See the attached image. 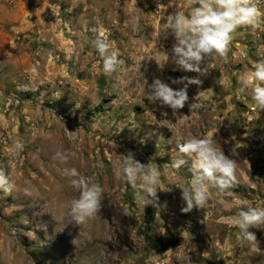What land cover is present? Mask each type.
I'll list each match as a JSON object with an SVG mask.
<instances>
[{
  "label": "rangeland",
  "instance_id": "obj_1",
  "mask_svg": "<svg viewBox=\"0 0 264 264\" xmlns=\"http://www.w3.org/2000/svg\"><path fill=\"white\" fill-rule=\"evenodd\" d=\"M255 2L264 12V0ZM159 3L0 0V170L15 186L0 190V264H264V225L249 229L257 254L239 245L226 219L240 207L264 208V110L249 92L237 93L240 77L264 61V20L238 31L227 57L212 61L201 85H189V101L174 115L146 97L155 79L179 89L173 79L197 75L171 58L157 64L174 43L163 38L168 15L189 9L186 0ZM101 31L123 61L111 75L95 47ZM195 98L200 107L190 112ZM192 136L214 138L226 155L237 146L238 184L231 196L210 190L206 210L184 213L179 187L190 185L191 161L177 144ZM16 140L24 145L18 153ZM128 152L159 165L157 207L139 206L118 174ZM178 159L188 162L177 170ZM73 167L104 189L99 214L85 225L70 215L80 195L65 174ZM147 235L180 242L156 253Z\"/></svg>",
  "mask_w": 264,
  "mask_h": 264
},
{
  "label": "clouds",
  "instance_id": "obj_2",
  "mask_svg": "<svg viewBox=\"0 0 264 264\" xmlns=\"http://www.w3.org/2000/svg\"><path fill=\"white\" fill-rule=\"evenodd\" d=\"M188 14L174 12L168 15L166 31L163 38L173 37L170 52L162 51L163 60L157 62L163 66L171 61L183 72L196 73L195 77L183 76L173 79V84H183L179 89H173L169 84L155 79L147 93V100L162 107L170 108L175 115L183 109L189 101V85H201L200 77L209 73L212 61L227 57L230 46L241 28H256L264 20V12L257 6L255 0H186ZM161 3L157 0V8ZM107 36L101 31L95 41V47L103 61V72L111 75L116 72L123 61L120 53L112 50L107 42ZM147 82V81H146ZM222 83V82H221ZM238 94L249 92L258 110H264V61L253 64L252 70L240 77ZM212 90V89H208ZM196 100V98H195ZM190 112L197 110V102L188 105ZM167 115V113H162ZM23 143L14 141L16 153L23 150ZM181 154L191 161L190 185L179 187L181 198L186 206L182 212L188 213L196 209H207L210 202V190L215 189L217 195L231 196L232 189L238 184L237 146L233 147L231 155H226L221 147L216 146L214 138H199L192 136L178 143ZM67 160V156H61ZM188 161L178 159L171 162V167L180 169ZM65 174L71 177V185L79 191V198L71 202L70 215L77 225H85L93 220L102 208L104 195L103 187L92 177H85L75 168L65 169ZM134 190V198L139 206H158V190L161 178L159 165L155 162L141 163L135 154L128 152L122 155L119 162V173ZM14 184L9 177L0 170V190L11 194ZM125 215L129 213L127 210ZM227 222L237 228V241L240 246L245 243L257 254L262 253L257 244L256 235L250 228H260L264 225V208L247 206L240 207L235 215L226 218Z\"/></svg>",
  "mask_w": 264,
  "mask_h": 264
},
{
  "label": "trees",
  "instance_id": "obj_3",
  "mask_svg": "<svg viewBox=\"0 0 264 264\" xmlns=\"http://www.w3.org/2000/svg\"><path fill=\"white\" fill-rule=\"evenodd\" d=\"M153 222H154V214L150 213V211L147 210L144 216V224L147 234ZM145 240L147 242L149 249H151L156 253H162L170 249L176 248L180 242L179 239L177 238L161 237V238L153 239L149 235L145 236Z\"/></svg>",
  "mask_w": 264,
  "mask_h": 264
}]
</instances>
